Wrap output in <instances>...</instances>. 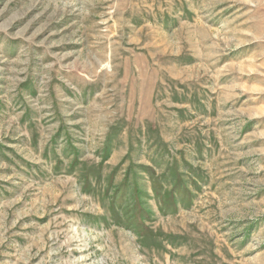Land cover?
<instances>
[{
    "label": "rangeland",
    "instance_id": "obj_1",
    "mask_svg": "<svg viewBox=\"0 0 264 264\" xmlns=\"http://www.w3.org/2000/svg\"><path fill=\"white\" fill-rule=\"evenodd\" d=\"M13 97L0 264H264V0H0Z\"/></svg>",
    "mask_w": 264,
    "mask_h": 264
},
{
    "label": "crops",
    "instance_id": "obj_2",
    "mask_svg": "<svg viewBox=\"0 0 264 264\" xmlns=\"http://www.w3.org/2000/svg\"><path fill=\"white\" fill-rule=\"evenodd\" d=\"M14 97L7 99L5 103L0 100V125L11 123L15 120H18L20 123H27L30 119L31 110L29 106L24 101L15 102ZM16 99L20 98L16 97Z\"/></svg>",
    "mask_w": 264,
    "mask_h": 264
}]
</instances>
